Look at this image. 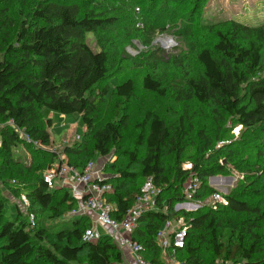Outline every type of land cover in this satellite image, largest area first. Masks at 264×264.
<instances>
[{"label":"trees","instance_id":"obj_1","mask_svg":"<svg viewBox=\"0 0 264 264\" xmlns=\"http://www.w3.org/2000/svg\"><path fill=\"white\" fill-rule=\"evenodd\" d=\"M209 1L0 0V264H124L109 234L83 240L91 215L59 230L41 222L46 213L59 218L79 205L68 188H49L44 171L61 159L83 170L97 156L106 161L113 186L107 199L118 220L147 177L162 189L157 208L140 216L132 235L154 264H165L157 233L178 215L189 225L179 259L264 264V24L203 23ZM166 29L180 40L170 58L157 47L138 56L126 50L134 39L151 45ZM50 112L77 113L85 126L61 154L51 149ZM20 147L31 161L18 156ZM235 171L227 203L175 210L193 176L201 181L195 199L209 202L217 191L210 176ZM4 189L24 191L27 214L17 202L9 215Z\"/></svg>","mask_w":264,"mask_h":264},{"label":"built area","instance_id":"obj_2","mask_svg":"<svg viewBox=\"0 0 264 264\" xmlns=\"http://www.w3.org/2000/svg\"><path fill=\"white\" fill-rule=\"evenodd\" d=\"M171 40L162 41L165 46H171ZM80 135H77V139ZM30 140V138H29ZM104 161L103 163H105ZM192 164H184V168L191 169ZM108 175L102 171L101 165L96 160L89 161L83 170L61 159L51 169L44 171V180L49 188L58 186L68 188L72 195L80 198V204L69 215H82L90 212L94 215L93 223L106 227L107 234L116 239L120 248H128L133 254L137 264H154L144 256V246L133 239L140 216L157 208L156 201L162 189L156 186L152 177H147L142 186L141 195L136 204L128 211L123 220L113 216L116 209L114 203L109 202L107 194L113 190V186L107 181ZM201 185L197 176H193L185 185V201L175 205L177 211H194L205 204L217 208L219 204L227 203L225 192L216 191L209 202L196 200L195 194ZM26 205L28 200L24 199ZM32 225L35 224V215L30 213ZM189 225L185 216L178 215L174 219L168 218L157 233L159 245L162 248V259L165 264H188L186 260L178 258V250L184 248ZM103 233L98 227L90 226L86 229L83 240L96 241ZM114 239V240H115ZM227 264H231L228 262ZM242 264V263H238Z\"/></svg>","mask_w":264,"mask_h":264},{"label":"rangeland","instance_id":"obj_3","mask_svg":"<svg viewBox=\"0 0 264 264\" xmlns=\"http://www.w3.org/2000/svg\"><path fill=\"white\" fill-rule=\"evenodd\" d=\"M134 12L137 16L136 25L141 29L144 26V21L140 17L141 10L137 7L135 8ZM231 18L253 26L264 24V0H210L207 3L205 12L202 14L203 23H209V24ZM117 29L121 31L120 28ZM169 38L170 39L173 38V40H171V46L163 45L162 41L163 42L167 41L169 40ZM87 40L89 42V45L93 49L95 50L99 49V46L96 41V37H94L92 33L91 34L88 33ZM203 40L204 41L208 40V38L204 37ZM179 46H180L179 38L173 33H171L168 29H166V30L157 31V34L151 45L144 44L140 39H134L132 44L126 47V50L132 56H138L144 50L146 51L149 48L154 49L155 47H157L163 49L166 58H170V54L176 53L178 51ZM126 64L127 62H122L121 66H124ZM130 68L134 69L133 66H131ZM136 68H141V66H136ZM116 79L117 78H113L112 82L114 83ZM140 101L146 105L153 104L151 102H148L147 99L144 98H142V100ZM109 108H107V110ZM53 113H54L52 117L53 126L51 128V132H52V140L54 147H52L51 149L57 150L61 154L62 153L61 151H63V148L66 145V143L70 144L73 142V140L77 139V135L80 136L83 135L85 126L81 116L77 113L66 114V115L59 114L56 112ZM240 128L241 127L238 126L234 129L236 135L239 134ZM135 134H136L135 127H131L130 130H128L125 135L126 136L125 140L127 138H130L129 141L130 145L133 143V137H135ZM19 149H20V154L18 156L24 159L26 158L28 161H31V157H32L31 153L26 148L20 147L18 148V150ZM101 159L102 158L100 156H97L96 158L97 161H100L98 163L101 165L102 171H104L107 174L106 170L104 169L105 167V163H103L104 160L101 161ZM110 161L112 162V160ZM239 176L240 174L237 171L233 172V175H222V174L213 175L210 176L209 178V185L218 191L225 192L226 194L228 193L229 190L235 187ZM21 193H22L21 196H16L10 190L4 189L3 191V194L8 197L7 205L9 208V215L11 216H15L16 214L17 202L20 203L22 210L24 211L25 214H27V209H29L30 203L29 205H26L24 199L26 198L28 200V198L24 195V191H22ZM78 198L80 197L78 196ZM210 199L211 197L209 198V200ZM28 202L30 201L28 200ZM76 218L77 215H69V214H65L64 216L59 218H53L50 217L48 213H46L41 217V222H43V224L47 225L48 227L53 228L54 230H59V229L72 227L73 221ZM122 251L124 253V256H126L125 250L123 248ZM127 262H128L127 258L124 259V264H128Z\"/></svg>","mask_w":264,"mask_h":264},{"label":"crops","instance_id":"obj_4","mask_svg":"<svg viewBox=\"0 0 264 264\" xmlns=\"http://www.w3.org/2000/svg\"><path fill=\"white\" fill-rule=\"evenodd\" d=\"M53 115H54V113L53 112H50L49 113V117H53ZM63 115H65V114H63ZM53 120V119H52ZM102 160V159H101ZM79 200V199H78ZM86 214H89V215H91V217H92V219H94V215L93 214H91L90 212H88V213H86ZM94 224V226H96V227H98L103 233H106V231L108 230L106 227H104V226H101V225H98V224H96L95 222L93 223ZM124 250H125V254H126V256H124V257H126L127 258V263L128 264H137L136 263V260H135V258H134V256H133V254L131 253V251L128 249V248H123ZM121 250H122V248H121ZM123 252V251H122ZM123 255H124V253H123ZM126 258H124V259H126Z\"/></svg>","mask_w":264,"mask_h":264},{"label":"bare ground","instance_id":"obj_5","mask_svg":"<svg viewBox=\"0 0 264 264\" xmlns=\"http://www.w3.org/2000/svg\"><path fill=\"white\" fill-rule=\"evenodd\" d=\"M218 180H219V178H218Z\"/></svg>","mask_w":264,"mask_h":264},{"label":"water","instance_id":"obj_6","mask_svg":"<svg viewBox=\"0 0 264 264\" xmlns=\"http://www.w3.org/2000/svg\"><path fill=\"white\" fill-rule=\"evenodd\" d=\"M230 179H231V177H230Z\"/></svg>","mask_w":264,"mask_h":264}]
</instances>
